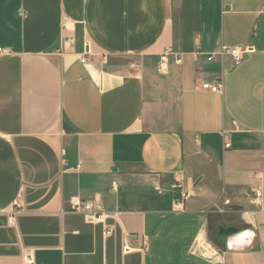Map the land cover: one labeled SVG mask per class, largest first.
I'll return each instance as SVG.
<instances>
[{"label":"crops","instance_id":"obj_1","mask_svg":"<svg viewBox=\"0 0 264 264\" xmlns=\"http://www.w3.org/2000/svg\"><path fill=\"white\" fill-rule=\"evenodd\" d=\"M0 47V264H264V0H0Z\"/></svg>","mask_w":264,"mask_h":264},{"label":"built area","instance_id":"obj_2","mask_svg":"<svg viewBox=\"0 0 264 264\" xmlns=\"http://www.w3.org/2000/svg\"><path fill=\"white\" fill-rule=\"evenodd\" d=\"M74 21L67 20L63 24L64 30H70L74 28ZM75 36L69 35L67 36V41L70 44L75 43ZM254 47L251 45L247 46H229L222 45L218 52L208 54L207 59L209 61H214L217 57H225L231 56L233 58L234 64L238 65L242 62L244 54L252 52ZM6 50L4 47H0V56L4 55ZM172 58L177 64H182L183 55L175 50V48L171 45H168L164 48L159 56V60L157 63V68L160 73L166 74L169 70L170 63ZM109 61L108 55L103 54L101 56H97L96 54H92L87 52L82 57V62L87 64L88 66L94 67L96 64H107ZM223 80L216 79L215 81H206L203 83V89L209 90L211 92H221L223 90ZM230 143H226V147H229ZM175 187V186H173ZM113 188L116 189V182H113ZM257 199L261 198V186L256 185ZM191 196V193L183 192L181 195V199L175 202V206H180L183 204ZM19 203L16 202V207H19ZM70 211L78 214H83L87 220L92 223L106 224L107 219L109 217L108 211L105 209L101 199L99 197H94L90 199H83L80 196H74L70 200ZM107 234H110V230H106ZM27 263L34 264L35 259L31 254L27 255Z\"/></svg>","mask_w":264,"mask_h":264},{"label":"water","instance_id":"obj_3","mask_svg":"<svg viewBox=\"0 0 264 264\" xmlns=\"http://www.w3.org/2000/svg\"><path fill=\"white\" fill-rule=\"evenodd\" d=\"M240 228H230V229H222V232H221V236L223 238L222 242H224V239H225V236L228 235V234H232V233H235L236 231H238Z\"/></svg>","mask_w":264,"mask_h":264}]
</instances>
